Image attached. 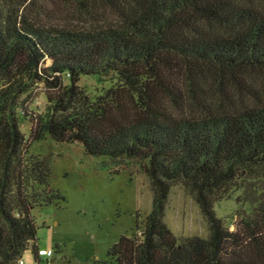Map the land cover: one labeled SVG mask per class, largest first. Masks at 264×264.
<instances>
[{
    "label": "trees",
    "instance_id": "16d2710c",
    "mask_svg": "<svg viewBox=\"0 0 264 264\" xmlns=\"http://www.w3.org/2000/svg\"><path fill=\"white\" fill-rule=\"evenodd\" d=\"M83 76L110 86L90 96ZM47 137L149 179L151 213L103 264H264V0H0V264L37 262L32 211L65 202L30 154ZM176 185L208 238L165 223ZM237 192L251 210L231 231L214 207Z\"/></svg>",
    "mask_w": 264,
    "mask_h": 264
},
{
    "label": "rangeland",
    "instance_id": "374dc122",
    "mask_svg": "<svg viewBox=\"0 0 264 264\" xmlns=\"http://www.w3.org/2000/svg\"><path fill=\"white\" fill-rule=\"evenodd\" d=\"M65 83L69 81L65 79ZM79 85L90 96L110 86L99 82L97 76H83ZM42 88L34 90L29 99L28 109L33 113H43L46 109L47 92ZM20 127L28 140L32 124L27 120ZM30 154L48 160L51 186L65 198L60 205L36 207L32 211L39 249L54 252L52 258H43L42 264L109 262L111 248L122 236H132L151 213L150 182L136 162L115 167L108 157L90 156L82 145L57 143L50 137L34 142ZM115 169L118 172L114 173ZM239 195L237 192L214 207L217 218L231 231L241 223V216L251 210L249 204L238 200ZM165 223L178 239L209 236L208 224L198 205L180 185L171 189ZM23 260L25 264H36L30 250L23 255Z\"/></svg>",
    "mask_w": 264,
    "mask_h": 264
},
{
    "label": "built area",
    "instance_id": "2783aa9c",
    "mask_svg": "<svg viewBox=\"0 0 264 264\" xmlns=\"http://www.w3.org/2000/svg\"><path fill=\"white\" fill-rule=\"evenodd\" d=\"M54 252L52 250L47 249H38L36 258L38 259L36 264H42V259L46 258L47 260L52 258ZM19 264H25L23 258L19 261Z\"/></svg>",
    "mask_w": 264,
    "mask_h": 264
}]
</instances>
